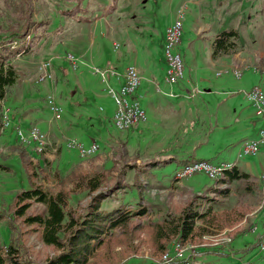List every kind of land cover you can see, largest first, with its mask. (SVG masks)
Returning a JSON list of instances; mask_svg holds the SVG:
<instances>
[{
	"label": "rangeland",
	"instance_id": "1",
	"mask_svg": "<svg viewBox=\"0 0 264 264\" xmlns=\"http://www.w3.org/2000/svg\"><path fill=\"white\" fill-rule=\"evenodd\" d=\"M22 3L0 0V40L10 36L9 25L18 23ZM179 3L185 6L177 46L183 79L170 85L164 75L161 78L163 32ZM27 7L32 19L46 18L47 25L29 50L11 59L17 79L0 100V120L4 114L10 122L7 127L0 125V163L8 168L0 169V209L6 212L14 193L28 188L27 172L43 191L53 192L54 169L64 175L71 169L91 173L114 165L116 175L127 185L102 199L101 205L107 209L122 204L134 207L140 200L153 219L166 210L178 213L188 199L200 194L216 196L217 208L237 206L246 211L236 224L203 235L199 242L180 243V254L171 247L176 240L170 241L165 251L169 255L212 264L218 259L241 264L247 258L253 264H264V251L259 248L264 243V190L258 169L251 167H260L264 142L253 154L236 155L242 140L257 136L264 126V113L256 114L241 90L239 82H248L244 70L237 78L225 62L209 59L213 36L234 28L235 46L248 58L245 63L250 69L258 66V60L252 59L253 50H264V0H28ZM67 53L75 58V66ZM135 58L142 64L152 58L158 64L152 76H141L136 68L140 75L137 96L140 105L144 104L145 118L127 128H116L112 123L114 104L105 82L117 86L124 67L135 65ZM45 59L50 60L51 78L37 82L38 62ZM231 65L241 73L238 60ZM94 68L103 71L105 81ZM48 94L61 107L58 118L48 106ZM13 124L22 128L36 124L44 130V154L17 142ZM72 138L83 143L93 140L97 149L80 156L67 144ZM21 148L22 157L18 155ZM29 154L35 157L33 162ZM195 159L214 164L232 161L247 175L209 178L197 170L176 176L185 163ZM222 188L226 191H219ZM86 199L80 198L79 211ZM44 210L43 202L32 200L24 214ZM20 219H13L18 231L26 226ZM8 234L0 220V240ZM136 234L131 240L136 247L121 264H151L149 231L141 229ZM20 240L29 256L40 263L52 251L37 231L25 233Z\"/></svg>",
	"mask_w": 264,
	"mask_h": 264
},
{
	"label": "trees",
	"instance_id": "2",
	"mask_svg": "<svg viewBox=\"0 0 264 264\" xmlns=\"http://www.w3.org/2000/svg\"><path fill=\"white\" fill-rule=\"evenodd\" d=\"M27 3L28 0H23L18 23L9 25L10 36L0 40V100L4 98L7 87L17 79L11 59L29 50L47 25L46 18L32 19ZM27 34L28 39H25ZM236 37L234 28L217 32L210 41L211 56L237 51ZM12 41L18 43L11 46ZM19 151L18 155L22 157L23 148ZM116 168L114 165L98 167L91 173L71 169L64 175L54 169L57 180L53 192L43 191L27 172L28 188L14 193L6 212L0 209V220L9 229L8 237L0 240V264H121L135 249L136 244L131 240L141 229L149 231L151 249L147 255L151 264H169L161 262L160 257L170 241L199 242L203 235H212L224 226L236 224L246 212L237 206L217 208L216 196L200 194L188 199L178 213L166 210L153 219L148 217L149 208L140 200L134 207L122 204L107 209L101 205L102 199L127 185L116 175ZM0 169L8 170L3 163H0ZM223 174L230 179L247 175L238 171L235 164L225 169ZM82 197L87 199L79 211L77 206ZM32 200L43 202L45 210L24 214ZM15 216L21 217L20 224L28 229L24 226L18 231L13 223ZM31 231H37L41 241L52 250L44 256L42 263L29 256L20 240ZM116 245L119 249L114 250ZM186 261L188 264H212L207 260Z\"/></svg>",
	"mask_w": 264,
	"mask_h": 264
},
{
	"label": "built area",
	"instance_id": "3",
	"mask_svg": "<svg viewBox=\"0 0 264 264\" xmlns=\"http://www.w3.org/2000/svg\"><path fill=\"white\" fill-rule=\"evenodd\" d=\"M184 8L185 6L183 3L177 5L173 19L166 25L163 32L162 51L165 61L164 81L170 85L182 77V61L177 46L180 39ZM16 44V41L10 43L11 46ZM66 57L71 60L73 66L77 64L71 53H67ZM37 69V82L51 78L49 59L40 60ZM232 71L236 77L240 74L235 68H233ZM94 72L100 73V78L105 81L103 71L94 68ZM138 78L139 76L136 66L129 63L124 67V71L117 86L105 82L106 91L111 96L114 104L112 123L116 128H127L145 118L144 109L140 106L136 95V88L139 83ZM242 92L246 99L251 101L256 113H264V91L258 85H251L250 87L243 89ZM47 102L53 116L58 118L61 111L60 105L53 99L51 94L47 95ZM2 116L3 118L0 120L1 126H9L10 122L7 117L4 114H2ZM12 128L15 132L17 142L31 146L36 154H44L43 144L46 143V133L44 130L40 129L36 124H29L26 128H22L21 125L18 124H13ZM262 142H264V127L259 128L257 136L243 140L240 143L241 151L237 152L236 155L241 156L242 154H253ZM67 144L75 148L80 156L92 154L97 149V144L93 140L88 143H83L72 138L67 141ZM33 158L35 159L33 155H28L29 160L32 161L34 160ZM233 165L234 162L232 161L214 164L206 159H195L185 163L179 169L176 176H185L190 172L199 170L206 174L207 177L214 178L219 174L222 175L225 169H229ZM260 181L263 188L262 190H264V171L260 174ZM171 247L178 254L182 251V247L178 241L173 242ZM259 248L260 251H264V243H261ZM161 262L169 264H188L186 259L182 260L181 257L172 256V254L169 255L167 252L163 253ZM245 264L253 263L247 261Z\"/></svg>",
	"mask_w": 264,
	"mask_h": 264
},
{
	"label": "crops",
	"instance_id": "4",
	"mask_svg": "<svg viewBox=\"0 0 264 264\" xmlns=\"http://www.w3.org/2000/svg\"><path fill=\"white\" fill-rule=\"evenodd\" d=\"M209 44H210V42H209ZM253 52H255L256 55L254 54V58L252 60L254 62V59H257L258 60V64L257 65L258 66L257 67L256 66H252V69H250L249 66L245 63V61L248 60V58H245L244 56H241L239 50L231 53L230 58L228 57V54H221V55L216 56V57H212L211 54H210L209 59L212 62H216V61L225 62L226 67H230L231 70H232V65L231 64L234 65V62L238 60L239 65H241L240 66L241 73H240L239 76H237V78H239L241 76L242 71L244 70L243 73L246 75V79L248 81L247 83H244V81L243 82H239V85H243L242 88H241V90L242 89H245V88H248L251 85L256 84V85H258L264 91V50L263 51L262 50H260V51L253 50ZM135 66H136V68L138 67L141 76L142 75L143 76H145V75L152 76L153 73H151V71L153 70L154 73H155L157 71L158 64H157V62L155 63L152 58H150L149 60H145L143 64H142V61L140 59H138V58L136 59L135 58ZM161 71H162V69H161ZM182 71H183V65H182ZM259 71H261V73ZM232 74H233V71H232ZM140 75L138 74V76H139V82H140ZM157 75H158V73H157ZM163 75H164V71L161 72V78H163ZM233 76H234V74H233ZM182 79L183 78L181 77L180 80H182ZM244 84H247V85H244ZM138 87H139V83H138V86L136 88V95L139 93ZM144 90L145 89L143 88L140 91L141 92L140 93L141 96H144V93H145ZM137 98H138V101H139L140 97L137 96ZM141 99H142V97H141ZM141 107L144 109V112H145V108H144L143 102H142V106ZM256 114H262V113H256ZM262 119H264V115L261 118V121H262ZM261 152H262V156H263V161H262L260 167H259V165H253V166H251V167L255 168V170L258 169L259 175L264 171V147L262 148V151ZM245 167H248L247 166V163H246ZM232 250H234V248L229 249V251H232ZM257 252H255V255L257 254ZM219 256H224V255H221L220 254ZM246 260L248 261V260H252V259L247 258ZM246 260L241 259V264H243L244 261H246ZM215 262H220L222 264H227V263L221 261V259L215 260ZM235 263L236 262H232V264H235Z\"/></svg>",
	"mask_w": 264,
	"mask_h": 264
}]
</instances>
